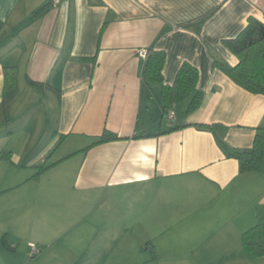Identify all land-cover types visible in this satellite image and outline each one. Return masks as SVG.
I'll return each instance as SVG.
<instances>
[{"label":"crops","instance_id":"1","mask_svg":"<svg viewBox=\"0 0 264 264\" xmlns=\"http://www.w3.org/2000/svg\"><path fill=\"white\" fill-rule=\"evenodd\" d=\"M250 17L264 24V0H0V180H20L57 144L76 148L55 162L77 163L73 200L83 206L71 226L85 231L76 254L50 261L264 264L241 243L264 218V164L241 172L222 147L248 151L258 128L264 135V96L214 66L237 64L225 41ZM142 49L165 53L164 85L184 63L197 69V111L181 121L172 106L163 125L162 86L143 80ZM105 130L120 140L91 146ZM30 134L38 152L27 154ZM6 184L0 264L14 256L11 224L46 201L33 192L21 203L25 192L10 191L22 184Z\"/></svg>","mask_w":264,"mask_h":264},{"label":"rangeland","instance_id":"2","mask_svg":"<svg viewBox=\"0 0 264 264\" xmlns=\"http://www.w3.org/2000/svg\"><path fill=\"white\" fill-rule=\"evenodd\" d=\"M138 58L142 59L139 56ZM190 99L189 97L185 101L178 103L174 108L177 120H184L182 116ZM158 119H162L164 126L172 124L168 123L167 117L161 115V113ZM28 140L31 143V148L26 150L27 154L32 153L34 150L38 152L36 149L39 141H36L31 134L28 136ZM72 149L76 148L69 142L57 144L44 158L33 162L30 168L23 170L25 172L24 175L18 178L20 180L15 181L22 185L15 191L10 192H25V196L21 197V203L26 204L33 192H46L44 196L46 201L45 203L40 202L38 208L41 212L36 213V215L31 213L35 210L34 206H29L24 216L22 212L20 219L22 221L19 222L22 226L19 225L17 220L11 224L12 231H15V236L14 240L9 242V244L12 243L11 247L14 248V256L9 264H55L49 258L62 256V258L66 259L76 254L78 247L76 239L78 237L75 233L81 230L82 227L83 231H85L86 225V222H82L78 228L71 226L72 223L74 224L78 221L79 216L77 213L81 211L83 206L80 203L81 201L75 204L73 200L75 192H73L72 182L77 163H75L74 159L64 160L62 163L55 162L59 157H63L66 153L73 151ZM27 162L25 157L20 167L26 166ZM15 182L0 180V187L7 185L6 183L13 185ZM49 192H55L52 201ZM28 205L31 204L29 203ZM52 207L56 208L52 210ZM30 244L35 246L36 253H32L29 247ZM65 263L66 261L61 264Z\"/></svg>","mask_w":264,"mask_h":264},{"label":"trees","instance_id":"3","mask_svg":"<svg viewBox=\"0 0 264 264\" xmlns=\"http://www.w3.org/2000/svg\"><path fill=\"white\" fill-rule=\"evenodd\" d=\"M46 7V5L40 7L34 12V16L40 15ZM225 46L237 59V64L230 66L224 61L217 60L214 66L240 88L251 94L264 96V24L255 18H248L244 29L234 39L225 41ZM165 59L163 51L148 50L147 58L144 60L142 78L147 84L162 86L164 116L169 112L168 109L188 99L193 92L185 110V114L190 115L199 109L203 99V93L196 90L198 71L184 63L177 71L173 84L164 85L162 72ZM12 80L11 77L10 83ZM181 127L184 126L172 128L159 135L176 131ZM143 137L146 136H139V138ZM118 140L120 138L115 134L105 130L95 138L91 146ZM222 147L229 157L238 160L241 172L255 171L258 163L264 164V135L261 133V128L257 129L252 147L248 151H228L223 144ZM87 149L89 147L82 151ZM241 243L248 256L264 258V218L242 233Z\"/></svg>","mask_w":264,"mask_h":264},{"label":"built area","instance_id":"4","mask_svg":"<svg viewBox=\"0 0 264 264\" xmlns=\"http://www.w3.org/2000/svg\"><path fill=\"white\" fill-rule=\"evenodd\" d=\"M53 2L56 3L57 0H53ZM137 54L143 60H145L147 58V50H143V49L142 50H139ZM166 117H167V120L169 122H172L174 120V113L173 112H168L167 115H166ZM29 247H30L32 253H36V249H35V246L34 245L30 244Z\"/></svg>","mask_w":264,"mask_h":264}]
</instances>
